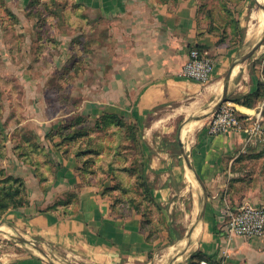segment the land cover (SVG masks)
<instances>
[{"label":"crops","instance_id":"obj_1","mask_svg":"<svg viewBox=\"0 0 264 264\" xmlns=\"http://www.w3.org/2000/svg\"><path fill=\"white\" fill-rule=\"evenodd\" d=\"M76 4L74 10L84 8L85 18L101 33L94 48L97 55L90 52L71 59L76 80L82 84L69 90L70 98L77 97L76 104L48 99L47 82L56 72L48 68V61L43 63V55L39 70L30 68L27 57L23 68L20 62L13 66L26 96L21 120L10 117L7 128L0 121V133L5 134L0 138V170L23 181L29 204L6 212L0 230L36 242L54 264H168L181 250L169 258L167 248L171 250L188 232L198 214L203 192L196 186V174L208 191V201L188 250L174 264H264V236L229 240L221 223L226 205L264 206L263 189L247 191L234 202L226 203L221 197L243 170L242 159L255 154L252 147L264 131L249 141L239 132L209 135L205 124L211 116L200 118L220 100L230 66L262 36V10L249 12L247 0L236 5L228 37L238 36L226 46L214 19L203 22L202 0H76ZM195 46L214 55V69L206 83L181 75V66ZM263 49L264 45L232 68L227 99L240 115L259 114L264 126V98L252 107L232 100L253 94L259 82L264 84V56L259 59ZM102 115H115L144 128L145 172L163 222L158 237L152 229H144L142 214L119 213L111 198L102 194V187L87 182L78 169L77 152L60 144L62 128L73 119L86 116L84 124H95ZM190 117L198 124L182 140L177 124ZM31 131L37 143L33 146L44 145L42 156L26 144L23 135ZM179 134L191 169L181 153ZM71 195L77 198L76 210L63 216L62 209H72ZM223 249L227 256H222ZM0 264L51 262L40 254L17 253L8 247L0 253Z\"/></svg>","mask_w":264,"mask_h":264},{"label":"rangeland","instance_id":"obj_2","mask_svg":"<svg viewBox=\"0 0 264 264\" xmlns=\"http://www.w3.org/2000/svg\"><path fill=\"white\" fill-rule=\"evenodd\" d=\"M247 1H249L247 6L249 12L252 10L261 12L254 0ZM57 2L63 5L60 9H58ZM241 2L242 0H202L203 22L214 19L219 35L223 37L224 34V45L226 46L230 45L234 39L237 40V33L232 38L228 37V29L236 19L238 12L236 5ZM74 4H76V0H0V121L4 122L2 123L3 127L9 126L8 119L10 117H13L15 122L22 119L23 100L26 94L18 83L17 77L13 75L12 69L19 62L22 63L21 67L23 68L25 57L31 59L30 68L39 70L41 55H43V63L48 61V68L52 72L55 70L56 75L50 77L49 82H47L49 88H47L46 95L49 100L56 99L60 104H66L68 101L71 105L76 104L78 99H75L77 97L70 98L69 90L82 87V84L76 80L78 76L76 71H73L74 65L71 64V59L78 55L82 56V54L86 56L90 52L97 55L94 48L100 43L99 36L101 33L93 23L85 18L86 10L82 7L79 10L78 8L74 10ZM260 4L264 6V1L261 0ZM93 16L98 19V13ZM246 19L249 22L248 16ZM101 24H103L102 20H100ZM221 32L224 33L221 34ZM263 45L264 42L258 50H261ZM261 54L262 57L260 56L259 59L263 58L264 51ZM212 56L214 58L213 54ZM256 61L258 59L254 61V64ZM87 65L89 66V64ZM53 106L56 107V105ZM261 106L258 108L261 109ZM262 112L264 114V106H262ZM37 113L38 115L41 114L40 111ZM104 116L100 117L97 127L94 123L84 124L86 116L73 119L71 124L75 123L76 125L77 123L76 128L78 129L84 126L85 128H83L87 130L89 135L78 138L67 149H75L77 153L87 151L81 156L83 161L87 162H83L84 166L83 163H80L78 169L82 170V174L90 172V174L88 173L90 177L87 176L89 181L97 183L102 189L113 186L115 190H112L110 196L113 198L112 200L118 203V212L125 214L132 210V208L128 209V206L132 207L134 201L143 202L142 188L143 186L149 187L145 172L146 157L144 155V139L142 138L144 128L140 129L121 117H119L120 119L113 117L109 119ZM163 117L166 118V115ZM188 123L192 125V130L198 124L194 117H190L180 121L176 130H179L182 135L183 127ZM72 129L70 127L64 129L63 132L68 133ZM262 129L264 131L263 125ZM188 133L189 131L183 135L182 140H187ZM23 136L31 150L42 156L44 145L33 146V143L37 144L34 141L36 139L35 133L32 131L31 133L25 132ZM1 137H5L4 132L0 133ZM60 144L63 147L66 146L62 140ZM252 148L256 152L253 153L254 155H250L252 157L248 156L240 162L243 170L233 178L235 184L230 181L226 189L221 192V197L225 199L226 203L241 199L246 196L247 191L264 190V137H261V141H257ZM110 165L113 168H109ZM196 184L199 188V184ZM235 195L238 198L234 197ZM70 200L73 206L69 212H72V210H76L77 198L71 195ZM202 202L203 195L199 200L198 211ZM144 203L140 207L148 208ZM148 212L146 217L150 216L153 219V236L158 237V233L162 232L163 222L155 210L152 213ZM184 233V236L179 238L180 240L173 243L174 248L172 247L171 250L167 248L169 258L182 250L187 231ZM17 237L29 240L23 235H12L0 230V253L8 250V247H12L13 251L17 253L40 254L32 246L18 240ZM29 241L38 246L36 242Z\"/></svg>","mask_w":264,"mask_h":264},{"label":"built area","instance_id":"obj_3","mask_svg":"<svg viewBox=\"0 0 264 264\" xmlns=\"http://www.w3.org/2000/svg\"><path fill=\"white\" fill-rule=\"evenodd\" d=\"M215 60L212 54L205 49L193 47L189 50L186 60L181 66V75L206 83L214 69ZM209 135H218L225 132L243 133L249 141L261 134L262 124L259 114L240 115L234 103L227 99L211 115L205 124ZM222 227L226 237L249 239L264 236V206L244 203L239 206L226 205ZM222 256H227V249L222 250ZM199 264H208L201 261Z\"/></svg>","mask_w":264,"mask_h":264},{"label":"trees","instance_id":"obj_4","mask_svg":"<svg viewBox=\"0 0 264 264\" xmlns=\"http://www.w3.org/2000/svg\"><path fill=\"white\" fill-rule=\"evenodd\" d=\"M57 6L58 9H60L63 5H60L59 2H57ZM78 4H74L73 7H77ZM66 7V6H65ZM64 7V8H65ZM63 8V10H64ZM62 10V11H63ZM196 48L201 49L198 46H195ZM83 55V54H82ZM262 98H264V85L262 82L258 83V90H256V92H254L253 94H248L242 97H237V98H232V100L234 102L237 103H241L247 107H252L254 105V103L258 100H261ZM104 117L106 118H116V119H120L118 116L115 115H105ZM103 117V118H104ZM96 127L98 126V121L95 123ZM74 124H71L70 126L68 125L67 127L62 128V132L64 131V129H68L70 127H72L73 129L71 131L67 132H63L61 133V139H62V143H66V145L69 147L71 145V143H74L78 140V138L80 137H84V136H88L89 134L87 133V130L82 128H76V125L74 127ZM73 151H75V149H72ZM77 152V151H76ZM84 153L86 154V152H78L77 153V157L79 159V162L82 164L83 162L86 163L87 161H83L82 159V155H84ZM83 163V166H84ZM109 168H113L112 165L109 166ZM85 172V171H84ZM82 173V170H81ZM90 174V172H88ZM87 172H85L84 176L87 180V182H91L89 181V175ZM89 176V177H87ZM95 185H98L97 183H94ZM99 186V185H98ZM112 190H115V188L113 186L111 187H105L104 189H102V194L106 195L107 197L111 198V200L113 199L110 194L113 192ZM142 194H143V202H145L144 204H146V206L148 208H141L140 205L143 204V202H136L134 201V203H132V207L128 206V209L132 208V210L134 209L136 212L142 214L143 219H144V223H143V227L144 229L150 228L152 229V224H153V219H151V217H146L147 212L148 213H152V211H156L157 214L159 215V206L153 201L151 195H150V190L148 186H143L142 188ZM113 204H114V208H117L118 203H116L114 200H112ZM29 204L28 198H27V193H26V189L24 186L23 181L18 178V177H13V176H4L3 171L0 170V221L2 220L3 215L8 212L11 209H15V208H19V207H23V206H27ZM152 207V208H151ZM62 215L66 216V215H70V213L72 214V212L66 211V209H62ZM128 212V211H127ZM123 214V213H121ZM127 214V213H125ZM124 214V215H125ZM152 232V230L150 231ZM153 234V232H152ZM200 259V257H199ZM199 263V262H198Z\"/></svg>","mask_w":264,"mask_h":264},{"label":"water","instance_id":"obj_5","mask_svg":"<svg viewBox=\"0 0 264 264\" xmlns=\"http://www.w3.org/2000/svg\"><path fill=\"white\" fill-rule=\"evenodd\" d=\"M255 4L262 10L263 14H264V6H262L260 4V2H258V0H255ZM264 42V29H263V33H262V36L260 37V39L250 48V50L248 52H246L237 62H234L230 68L228 69L225 77H224V87H223V92H222V96L220 98V100L215 104V106L213 107V109L206 115L200 117V118H204V117H207V116H211L219 107L220 105L227 100V92H228V86H229V82H230V79H231V73H232V68L239 62H245L246 60H248L249 58H251L253 56V54L258 50V48H260V46L262 45V43ZM178 144H179V147H180V150H181V153L183 155V158L186 162V165L189 169H191V166H190V163L188 161V158H187V155H186V152L184 150V147L182 145V141L180 139V134L178 136ZM195 178L198 182V184L200 185L201 189H202V192H203V202H202V205H201V208L199 209L198 211V214L195 218V220L193 221L192 225L190 226L188 232L186 233V238L184 239V246H183V249L181 250V252H179L178 254H176L175 256H173V258L169 261L168 264H174L178 259L179 257H181L183 255L184 252H186L188 250V244H189V240L192 236V232L194 230V228L198 225V223L201 221V218L204 214V211H205V208H206V205H207V201H208V193H207V189L204 185V183L202 182V180L199 178V176H197L195 174ZM18 240H20L21 242L25 243V244H28L30 246H32L35 250H37L42 256H44L45 258H47L51 264H54V262H52L50 259H49V256L38 246H36L33 242L29 241V240H26V239H23V238H20V237H17Z\"/></svg>","mask_w":264,"mask_h":264},{"label":"bare ground","instance_id":"obj_6","mask_svg":"<svg viewBox=\"0 0 264 264\" xmlns=\"http://www.w3.org/2000/svg\"><path fill=\"white\" fill-rule=\"evenodd\" d=\"M258 1H261V0H258ZM264 1V0H263ZM260 23H261V25L263 26V24H264V15L263 14H261L260 15ZM189 124V123H188ZM187 124V125H188ZM187 125H185L184 127H183V130H182V136L185 134V133H187L188 131H190L191 130V128H192V125H190V126H187ZM174 248V247H173ZM178 254V253H177ZM180 260V259H179ZM162 262V261H161Z\"/></svg>","mask_w":264,"mask_h":264}]
</instances>
